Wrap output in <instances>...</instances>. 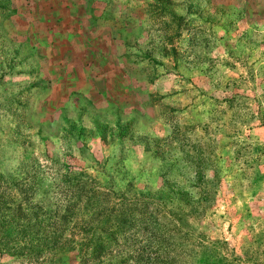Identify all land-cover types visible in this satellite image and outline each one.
Masks as SVG:
<instances>
[{
	"label": "rangeland",
	"instance_id": "374dc122",
	"mask_svg": "<svg viewBox=\"0 0 264 264\" xmlns=\"http://www.w3.org/2000/svg\"><path fill=\"white\" fill-rule=\"evenodd\" d=\"M0 264H264V0H0Z\"/></svg>",
	"mask_w": 264,
	"mask_h": 264
},
{
	"label": "trees",
	"instance_id": "16d2710c",
	"mask_svg": "<svg viewBox=\"0 0 264 264\" xmlns=\"http://www.w3.org/2000/svg\"><path fill=\"white\" fill-rule=\"evenodd\" d=\"M90 242H91V239H90V236L89 237H86L85 240H77V241H74V242H64L66 244H71V247H75L78 251H86L89 249L90 247ZM136 250V252H141V254L145 253L146 252L144 250H141L140 248H136L134 249ZM92 251L96 252L95 248H93L92 246Z\"/></svg>",
	"mask_w": 264,
	"mask_h": 264
}]
</instances>
